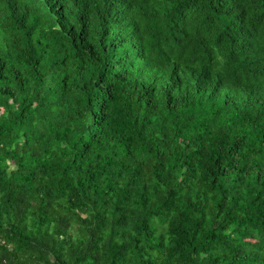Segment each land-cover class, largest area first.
I'll return each mask as SVG.
<instances>
[{
    "label": "trees",
    "instance_id": "16d2710c",
    "mask_svg": "<svg viewBox=\"0 0 264 264\" xmlns=\"http://www.w3.org/2000/svg\"><path fill=\"white\" fill-rule=\"evenodd\" d=\"M0 264H264V0H0Z\"/></svg>",
    "mask_w": 264,
    "mask_h": 264
}]
</instances>
